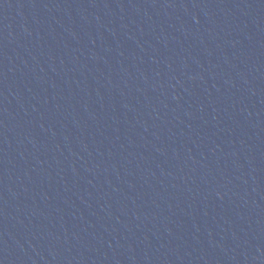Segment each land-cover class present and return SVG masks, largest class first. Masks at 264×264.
<instances>
[{
  "label": "water",
  "instance_id": "water-1",
  "mask_svg": "<svg viewBox=\"0 0 264 264\" xmlns=\"http://www.w3.org/2000/svg\"><path fill=\"white\" fill-rule=\"evenodd\" d=\"M0 264H264V0H0Z\"/></svg>",
  "mask_w": 264,
  "mask_h": 264
}]
</instances>
